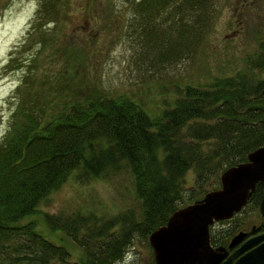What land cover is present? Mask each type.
<instances>
[{
    "label": "trees",
    "instance_id": "16d2710c",
    "mask_svg": "<svg viewBox=\"0 0 264 264\" xmlns=\"http://www.w3.org/2000/svg\"><path fill=\"white\" fill-rule=\"evenodd\" d=\"M122 1L140 16L149 35L166 20L183 26L177 36L179 47L171 46L174 56L192 52L210 27L212 0ZM62 2L41 0L32 30H40L48 19L58 20ZM33 60L13 56L7 63L11 69L25 65L27 70L16 88L18 103L0 141V264H117L136 236L148 239L173 211L203 196L180 202L188 170L202 185L246 161L264 144V79L235 73L207 85L175 84L173 98L153 115L126 95L86 93L55 108L56 98L42 89L44 82L40 90L35 86ZM251 64L264 69V51ZM205 142L210 145L207 149L202 146ZM73 173L78 179L128 173L142 214L121 213L102 225H88L81 215L69 221L43 214L48 231L64 232L82 250L71 261L70 253L47 239L34 222L20 220L34 215ZM263 196L261 182L251 204L257 206ZM233 233L211 234V244L224 246Z\"/></svg>",
    "mask_w": 264,
    "mask_h": 264
},
{
    "label": "rangeland",
    "instance_id": "374dc122",
    "mask_svg": "<svg viewBox=\"0 0 264 264\" xmlns=\"http://www.w3.org/2000/svg\"><path fill=\"white\" fill-rule=\"evenodd\" d=\"M39 2L0 0V141L18 103L16 88L27 70L25 65L7 67L13 56L34 59L35 86L39 89L44 82L42 89L56 98L55 108L86 93L126 95L153 115L173 98L175 84L191 81L207 85L216 77L235 73L264 79V69L251 64L264 51V0H212L210 27L192 46V52L184 50L179 56L171 53V46L180 45L177 36L183 28L176 20L160 23L149 35L140 16L122 0H63L58 20L48 19L40 30H32ZM202 146L210 147L206 142ZM220 173L197 185L196 174L188 170L180 202L218 188ZM127 212L142 214L128 173L90 179H78L73 173L42 201L34 215L20 223L34 222L47 239L70 253L72 261L82 250L64 232L48 231L43 214L69 221L81 215L88 225H102ZM259 218L257 206L249 204L231 219L215 223L211 234L243 230ZM113 230L118 231L119 225ZM153 260L148 239L136 236L117 264H149Z\"/></svg>",
    "mask_w": 264,
    "mask_h": 264
},
{
    "label": "water",
    "instance_id": "95a60500",
    "mask_svg": "<svg viewBox=\"0 0 264 264\" xmlns=\"http://www.w3.org/2000/svg\"><path fill=\"white\" fill-rule=\"evenodd\" d=\"M219 181L218 188L177 208L164 225L149 234L154 264H230L235 255L264 236L246 241L229 256L225 246H213L210 240L211 226L232 218L249 202L256 186L264 182V144L251 151L246 161L225 169ZM259 213L264 216V196L259 202ZM244 235L237 233L228 248ZM234 264H264V242L241 255Z\"/></svg>",
    "mask_w": 264,
    "mask_h": 264
},
{
    "label": "flooded vegetation",
    "instance_id": "af4514ba",
    "mask_svg": "<svg viewBox=\"0 0 264 264\" xmlns=\"http://www.w3.org/2000/svg\"><path fill=\"white\" fill-rule=\"evenodd\" d=\"M262 199V198H261ZM260 199V200H261ZM253 201H252V198L249 200V202L243 207V209L248 206L249 204H251ZM260 202V201H259ZM255 204V203H253ZM257 209H258V212H259V203L257 205ZM260 215V213H259ZM231 219V218H230ZM229 220V219H228ZM221 221H224V220H221ZM220 222V221H218ZM217 223V222H215ZM214 223V224H215ZM213 224V225H214ZM213 225L211 226V229L213 227ZM211 229H210V240H211ZM239 232H244V237L241 241H239L236 245H234L233 247H230L228 248V244L230 243L231 239ZM264 234V216L260 215V218L250 224L247 228H244L243 230H238V231H235L229 238L228 242L226 245H224L227 249H228V254L227 256L233 254L236 250H238L246 241L248 240H251L253 238H256L258 237L259 235H262ZM264 242V236L259 239V240H256L254 241L253 243H251V245H249L248 247L245 248V250H243L242 252L238 253L237 255H235L231 261L230 264H234L235 261L241 256L243 255L244 253H246L247 251H249L250 249L258 246L260 243ZM218 246V245H217ZM225 260V259H224Z\"/></svg>",
    "mask_w": 264,
    "mask_h": 264
}]
</instances>
